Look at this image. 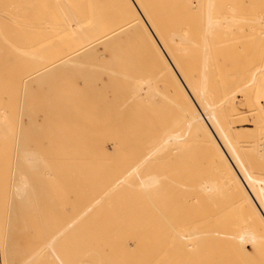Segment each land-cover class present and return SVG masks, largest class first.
Masks as SVG:
<instances>
[{"label": "bare ground", "instance_id": "obj_1", "mask_svg": "<svg viewBox=\"0 0 264 264\" xmlns=\"http://www.w3.org/2000/svg\"><path fill=\"white\" fill-rule=\"evenodd\" d=\"M237 1L239 2V0ZM241 1L243 2V0H240V2ZM233 2H235V0ZM233 2L230 3L234 5V7L230 6V3L227 4L228 0H0L1 125L6 124L8 121L6 123H3V121L7 120L9 118L8 116H10L6 112L7 109L5 110L4 108H8L7 105H9V107L12 106L11 108H8V112L10 113L11 111V114H13L17 107L16 104L18 103V100H20L17 97H20V95H17L14 97V99L17 97V100H15L16 102H14V108L13 104L11 105L10 103H7L6 106H4L6 97L10 92H14H12V88H14L15 80H17L16 77H18V82H16L17 85L15 84V87H18L17 92L19 91L21 94L26 87L27 89L32 88L30 92L32 93V96L27 95V97H33L36 93V90H34L35 93L32 92L33 88L37 89L35 88L36 86L39 88L41 85L43 86V84H40L39 86L36 83V79L39 77L38 73L46 67H50L54 64L50 63L51 65H49L47 62H52L51 60L54 61V58H57L58 56L59 58H55V60L62 62V64L66 63L67 65L68 63V65H71L72 63H75L77 58L81 59L87 55L89 56V53H91L93 49H97L104 45L110 41L111 38L117 39L119 37L118 39L120 40L121 36H125L134 44L137 50L136 55L139 57L137 61L140 59L139 62H142L143 66L145 64V73H143V69L141 70L142 72H140L143 76L140 75V77H138L139 74L137 77L132 75L130 79V86L133 95H138V98L140 97V99L141 97L147 96V98L144 99H147L148 103L152 101L157 103L160 101L158 103L164 104L162 109L163 114H158H162L160 117L157 116V111H153L154 109L152 107L155 105H149L152 111H150V108V110H148L151 113L145 111L148 113L145 116H139L141 112L138 114V116L142 118H146L148 115L146 119H142V121L145 120L143 125L147 127V139L145 140L144 151L142 156L138 158L120 156L118 160H116V164H114L115 162L110 161V165L113 163V166L116 165L117 167L115 168V166H112L117 170L108 168L112 169V173L113 171H116L114 175L111 174V176H113L112 179H105L109 176V174L107 176L106 173L108 172H106V169L104 168L108 164L107 161H105L107 162L106 165H104L105 162L103 164L104 166L101 165V167L105 169L104 172H106V175L103 173V176H101L100 179L91 178V181L88 179L86 182L82 179H84L86 174L88 175L91 171L87 173V170H82L81 172L84 171L86 173L83 174L80 173L79 168L77 167L78 171L75 166L74 171L76 170V174L74 175L78 176L79 174H83L84 178L81 179V182H85L82 183L86 186H88L87 184L94 185L93 188L92 186H90L91 188L89 186L88 188H82L83 184H80L81 187L78 186L79 188H62V186L59 188V185L57 186V184L64 183L66 186V184L70 183L69 181L74 180L72 178L75 176H71L70 179L69 174L72 173V171H69L68 173L66 169L65 172L61 170V172H59L56 162L53 163L57 160H53V165H51L49 163L51 162V159H49V162L41 159L46 158L44 156L50 151L48 147L45 146L43 149L45 148L46 151L47 149L49 151L46 155L44 154L43 157L39 158L37 157L41 155L39 151H37L38 154L33 150H25L24 148L23 150H20L15 142L17 149L22 151V153L24 152L22 158L21 156L17 157L18 152L16 157L19 159L21 158L22 161L28 162L27 164L30 162L34 171L31 175L19 171L18 169L6 171L9 168V164L7 163L9 157H5V155L7 156L5 152L8 150L7 148L10 146L9 144H11V149H14L15 146L10 139L11 143H8V147L5 146L7 143L4 145L5 148H3L4 146H1L4 152L0 148V206L4 203L27 206H40L51 203H77L82 205L90 204L88 206L92 208L100 201L110 204H120L122 202V196L117 195L119 188L145 189L147 191V197L143 201L140 199L136 200L135 197L130 195L132 202L134 201L135 203H132L134 204L132 205L130 201V204L134 206V211L129 217L133 219L132 223L135 224L133 228L137 232L142 231L146 234H152L161 231V228L157 225L158 223L153 221L154 219L150 213L153 209H157L160 220L165 222L163 233L174 235L176 238L186 239L188 243H182V245L196 248V252L207 245L209 247L212 246L211 248L216 254L215 264H264V159L263 161L261 160V156L264 157V149L260 150L259 148L261 144L264 146V142L260 144V138H258L256 134L255 138L253 137L249 140L244 137L245 133L259 132L258 130L263 124L259 117L256 116L259 114L258 111L260 108L258 109L257 104H253V100L252 104L248 101L249 99L251 101L253 98H250L253 96V93L250 94L251 90L254 86L258 85L260 79L264 76V60L262 57L259 58L260 53L258 57L251 56L253 59H247V57L246 59L231 58L233 51L230 53L229 50V48L232 47V43H230L231 39L229 38L230 34L233 33L232 31L242 33L244 27L250 28L248 27V25H250L249 23H251L250 17L252 16L251 20H253V17L256 15L253 13L254 16L251 15L247 17L244 12H240H242V8L247 9L248 7L244 8L245 6H239V8L238 5L240 4L236 5V2L235 4H233ZM254 3H256V0ZM260 3L257 4V6L260 5ZM255 5L256 4H254V6ZM247 6H249V4ZM261 10H264V8ZM246 11H248V9ZM259 12H257V14L261 13ZM241 14L249 19L243 18ZM262 16H264V14ZM245 19L247 20L246 24L248 25L243 22ZM261 20L262 21L258 23H262V25H259L258 23L255 25V20H253V26H263L264 19ZM246 28L245 31L247 32L248 29L246 30ZM256 28H254V30H257ZM55 29H65L64 32L60 30L62 33L59 34L62 36H64L63 33H67L69 30L74 32L73 34L75 35V37L73 36L74 38H71V32L68 33L70 35L68 40L71 38V41L73 40L74 44L69 41V43L67 42L65 45L64 42H62L63 37L59 34L54 38L59 40L62 38L61 42L57 39L54 41L52 38L53 42L61 43V46L58 44L60 46L59 49L68 45L69 49H66L65 47V51H63V49L62 51L60 50L62 52V55L60 54L61 56L66 53L63 57L59 55V49H55V47L58 48L56 43H54L57 45H55V47H53L54 45L50 46L49 44H52V41L49 40V38L51 36L53 37L56 31ZM42 31H44V33L47 32L48 36H46L47 34H43ZM51 31L53 35L50 34ZM257 31H259V29ZM39 33H42L43 35ZM248 35L246 36L248 37ZM59 36H61V38H58ZM67 36H65V38ZM236 36L238 38V36L242 37L243 35L239 33V35ZM259 39L261 40V38ZM48 40L49 42H47ZM119 40H117V42ZM122 40L123 39H121L120 42ZM45 42L47 43L44 45ZM236 42L237 41L234 43ZM114 43H112V47L118 44ZM128 44L126 45L128 46ZM237 44L238 42L234 45H242L241 43ZM115 48H118V51L120 49L119 46ZM127 48H131L132 50L133 47L128 46ZM116 49L114 51H116ZM124 49L126 50V48ZM124 49H121V52H124ZM235 49L236 47H234V50ZM55 50L56 53H53ZM127 51L129 52V50ZM240 51L243 55V51L239 50L238 52ZM111 52L113 53V51ZM251 52L252 51L250 50V53ZM256 53L258 54V51ZM53 54L56 56L53 57ZM114 55L115 54H113V56ZM131 55L133 56L132 53ZM119 56H121L120 51L116 57L118 58ZM122 56H124V54H122ZM243 56L245 57V55ZM124 57L123 59L125 61ZM131 58L132 57H130V59ZM133 58L136 57L134 56ZM85 60L86 59H84V61ZM133 61L135 60L133 59ZM23 62L27 64V68L21 64ZM54 62L56 63V61ZM124 65H122V67ZM22 66L24 69H27L25 72L21 69L24 73L21 70L19 71L20 68H23ZM138 66L140 67V63ZM115 67L116 66L114 65L113 68ZM102 70L103 67L101 72H105ZM123 70L124 69L122 68V71ZM120 71L118 70L119 74L122 73H120ZM124 71L126 72V70ZM127 72L129 73V69ZM126 73L125 76L127 78ZM11 74L13 77L16 76L14 77L15 82L10 78ZM7 76L13 82V87H9L11 90H9L10 92L8 91L9 83L7 82L9 79L6 81ZM40 78L43 80V77ZM40 78H38V80ZM53 78H48L47 81ZM42 80H40V82ZM127 80L129 82V79ZM47 81L46 78H44L43 82ZM34 84L37 85L33 87ZM128 84L126 82V85ZM28 86L30 87L28 88ZM101 87L102 84L100 85V88ZM38 91L39 90H37V92ZM17 92L15 90L14 93L16 94ZM40 93L42 94L43 91ZM24 94L22 96H24ZM42 95H44V93ZM35 96L36 99L34 97L31 98V101L34 99L33 103H37L35 101L37 99L39 101L40 98L39 94H36ZM44 96L46 97L47 95ZM42 97L40 99H42ZM45 97H43V101L46 102L45 106L49 109H47L48 112H51L53 109L58 111V108L60 109V106L63 105V103H58V105L54 104V106H58L56 110V107L53 108V104L51 105L52 102H48L52 98L48 100L49 98L46 97L48 98L47 101L45 100ZM23 98L25 99V96ZM60 98L62 100V96H60ZM128 98L130 97L128 96ZM12 99L13 96L11 100ZM66 100H68V98ZM47 102L50 103L51 106L48 105L47 107ZM136 102L138 101H135V103ZM146 102L147 101L144 100L143 104L145 103L146 105ZM247 102L251 105L248 110H246L244 105L246 104L248 108L249 105ZM25 104L29 105L30 103L28 104V102H26ZM25 104L22 107H25ZM38 105L39 107H37ZM240 105H244L245 109L243 110H246L249 114H256L255 119H253L254 116L249 115L250 119H253H251L253 122H251V120L249 122L245 121L246 119L244 120L245 112L241 110ZM33 106H35V109L37 107L40 112L41 110L39 108L45 107L44 103L40 102L37 103V105L33 104ZM49 106L52 107L51 110ZM145 107L147 108V106ZM33 108L34 107H31L29 109L33 110ZM18 109L19 108L17 107L15 113H17ZM22 109L23 111L25 110V108ZM65 109L67 110V107L65 108L64 106V109H60L61 111H59L63 112L62 110ZM55 111L52 112H54L53 115L56 120H52L56 121V126L52 125V129L57 127L59 128L56 129L58 130L57 132L59 133L60 130V132L64 134L63 132H65V128H63V131L61 130L62 128H60L61 126L58 127L57 125V123L63 125V123L58 122L60 120L57 116L60 115V118L61 115L64 114L60 118L62 122H64L65 112L59 114L58 111L56 112L58 115L55 116ZM36 112V115L38 116V111ZM52 112L49 114L51 115ZM35 113L33 115H35ZM31 114L32 113L30 112V115ZM149 114H154V116H150ZM30 115L27 116L31 118ZM12 116H10L12 122L10 119L8 120L13 124L12 126L14 130L16 128L14 126L17 125V120L15 122V118H18V113L16 114L17 117H14V114ZM20 116L23 115L20 114ZM27 116L25 115V117ZM37 116H34V119H36L35 117ZM44 117L48 118L46 114ZM95 117L92 119L97 120ZM51 118L52 117H50V119ZM32 119L33 118H31L30 123H35L37 121ZM43 119L41 122H43ZM247 119L249 120V117ZM132 120H135V118ZM138 120L135 121L139 122L137 127L140 126L141 118L139 121ZM48 121L50 123L51 120ZM27 122L28 121H26V123ZM30 123H28L29 126ZM49 123L48 125L51 127L52 123ZM144 123H146V125ZM21 124L23 123L21 122ZM130 124H132V121ZM248 125L252 126V130L254 131H249L244 128ZM12 126L9 127L11 128ZM25 126L21 128H24ZM29 126L27 125L26 127ZM44 126L40 128V130H42ZM37 127H40V125ZM29 128H31V126ZM45 128L47 129V127ZM31 129H29V131H34V129ZM15 130L14 133L18 131ZM53 130L52 132L56 133L55 128ZM23 131L24 129H22V132ZM29 131H27V133H29ZM44 131L45 129L42 134L45 133ZM2 132L3 131L0 129V138L3 135ZM31 132L28 135H25L27 137L26 139L31 137ZM37 133L38 136L41 134L40 132ZM260 133L262 132L260 131ZM23 134L24 133H22V135ZM46 134L47 133H45V135ZM57 134L52 133L51 135L57 136ZM5 135H7V133ZM33 135L35 136L36 134ZM49 135L48 137H51ZM20 136L21 135L19 134V139L14 134V137L19 140H21L22 137ZM56 136H53L54 138H52V140L55 139ZM63 136L64 135H62V138L66 139L67 135ZM48 137L44 139L50 140ZM35 138L36 137H34V140ZM44 139L42 140L38 138L37 141L40 140L44 142ZM56 139H58V137ZM59 140L60 138L53 142L56 143ZM42 142L41 144L43 145L44 143ZM68 142L69 141L66 142V146L68 145ZM4 143L5 142H3V144ZM38 143L34 145V148H36ZM60 143L64 146L62 140ZM1 144L2 143L0 142V145ZM51 144L52 142H50V145ZM38 146H40V144ZM57 146L60 147L59 144ZM30 147L33 146L31 145ZM41 147L42 146L39 148ZM61 149H63V147ZM35 150L39 149L37 148ZM11 151L13 152V150ZM43 151L42 153L45 152ZM66 151L68 152V150ZM3 153H5V155H3ZM9 153L11 154V152H8V156ZM51 155L49 157L54 156ZM16 157L15 159H17ZM64 157H66V155ZM13 158L11 160L16 162ZM68 158L70 157L68 156ZM3 159H6L7 161L5 162ZM102 159L103 158H101V160ZM101 160L98 161L100 164ZM81 161L82 160L79 162ZM130 161H133V163H130ZM10 163L12 164V162ZM65 165L68 166V164ZM79 165L80 164L78 163V166ZM81 165L82 166L80 167L83 169L82 162ZM25 167H27V165L24 166V168ZM52 167H55V172L53 171L54 169L52 170ZM41 169L45 170L41 171ZM27 171L29 170L27 169ZM66 172L68 173L67 177L70 179L69 181L64 178L66 177L64 174ZM93 172L96 173V171ZM93 172L91 173L93 174ZM83 175L80 177H83ZM90 176L93 175H88V177ZM96 176H98V174ZM85 179H87V176ZM78 181L80 180L78 179L77 182ZM74 182L75 180L73 183ZM54 184H56L57 188H53L55 187ZM124 217L127 218L128 215ZM126 222L130 223L129 221ZM2 236L3 230L0 225V264H3L1 255Z\"/></svg>", "mask_w": 264, "mask_h": 264}, {"label": "rangeland", "instance_id": "obj_2", "mask_svg": "<svg viewBox=\"0 0 264 264\" xmlns=\"http://www.w3.org/2000/svg\"><path fill=\"white\" fill-rule=\"evenodd\" d=\"M229 1L233 2L234 0H232V1L228 0L227 4L230 3ZM236 1L237 0H235V2ZM254 1L255 0H250V1L246 0V2H245V0H243V2L242 1L240 2V0H239L240 3L237 1L236 5L240 4V5H238V7L239 6H245L244 8L248 7L247 8L248 11H246L247 9H243L241 7L242 12H240V13L244 12L247 17L253 15V13H254V15L256 14L257 18L255 15V17H253V20H255V23H256L255 25H257L258 22L260 23V21H262L261 19H264V16H262L264 14V10H261L262 8H264L263 7L264 0H263V2H262V0H256V3H254ZM260 1H261V3H260ZM235 2H233V4H235ZM250 2H252V3H250ZM253 3L256 5L254 6ZM259 3H260V5H258L259 6L258 7L257 4H259ZM248 4H249V6H247ZM252 5L254 8L252 7ZM230 6L234 7V5H232L231 3H230ZM260 6H262V7H260ZM259 8H260V10H259ZM255 9H256V11H255ZM259 11L262 13V15ZM246 12H247V14H246ZM257 12H259L260 14H257ZM241 15L243 16V14H241ZM258 15H261V16H258ZM247 17L243 16V18H247ZM250 18L252 19V16ZM247 19H249V18H247ZM251 19H250L251 23H249V21H248V23L250 25L246 24V22H247L246 19L243 21L246 25H248V27H250V28L244 27L243 32L245 31V28H246V30L248 29L247 32L245 31L244 33L243 32L241 33V32L236 31L237 32V34H236L235 31H232L233 33H231L229 36V38L231 39L230 43H232L231 44L232 47H230L229 50H230V53H232V51H233V54L231 55L232 56L231 58H233V59L234 58L246 59V57H247V59H249V58L253 59L251 56L258 57V55L260 53L259 58L262 57V59L264 60V50H263L264 49V28H263L264 23H263V26H260L261 28L259 27V25H262V23L261 24L258 23L259 24L258 26H253L254 25V24H252L253 20H251ZM257 19L258 20L260 19V20L258 21ZM263 22H264V20H263ZM256 27H258V28H256ZM254 28H256L257 30L259 29L260 32L257 30H254ZM58 30L60 31L61 29H57L55 31L56 34L54 33V35L52 34V31H51L50 34H52L53 37L50 35L51 37L49 38V40L52 41V44L49 43L50 46L54 45L53 47H55L56 44L57 45L61 44L60 42L62 39L61 38L62 35L59 33L64 32L65 29H62L61 30L62 32L61 31L59 32ZM251 30L253 31V33ZM42 32L45 35L47 34V32H45V33H44V31H42ZM48 32H50V31H48ZM70 32L71 31L69 30L67 33L66 32L63 33L64 36H62V37H63L64 41L62 40V42H64V44L65 43L67 44V42L69 43V41H71V38L75 37V35L73 34L74 32H71V33ZM68 33L72 34V36H70ZM239 33L243 35L242 37L238 36V38H240V39H238L236 36V35H239ZM39 34H42V33H39ZM57 34L61 35L58 37V38H61L60 40L56 38L57 40L60 41V42L57 41L58 43L53 42V39H54V41L56 40L54 37H57L58 36ZM82 35H85V34H82ZM246 35H248V37ZM46 36H48V34ZM65 36H67V37L65 38ZM69 36L71 37L70 40H68ZM121 37H120V40L123 39L121 42L118 39L119 37L117 39L111 38L110 41H108L104 45L98 47L97 49H93L91 51V53H89L90 54L89 56L87 55L81 59L77 58L76 59L77 61L75 60V63L71 62L72 63L71 65H68V63L66 65V63L62 64V62H58V60H55L56 55L53 54L54 55L53 57H55L54 61H56V63L53 60H51L52 62H47V63H49V65H51L53 63L54 64L51 65L50 67L49 66L46 67L44 70H42L41 72L38 73L39 77H37L36 83L39 86H40V84H43V86L41 85V87L39 88L38 86H36L37 84H34L33 87L36 86L35 88H37V89L33 88L32 92L35 93L34 90H36V93L34 94V96L36 94L37 95L39 94L40 98L42 96L45 97L44 95H47L46 97H48L49 99L45 97L46 98L45 100H47V99L50 100L52 98L50 101H48V100L47 101L50 103L52 102L51 105L53 104V106H54V104L58 105V103H63L65 108L67 107V110L66 109L62 110L63 112H65V117H64L65 121L63 120L64 122H62V120L60 118L64 114H62L63 112H60L61 111L60 109H64V106L59 104L61 106H60V109L58 108V111L60 110L59 114H62L61 117L59 118L60 115L57 116L58 114L56 113L58 111H55V109L51 110L52 107H50L51 106L50 103L47 102L48 103L47 107H48V105H50L49 108H50L51 112L55 111V116H57L58 119L60 120L58 122L63 123V125H61V124L59 125L57 123L58 127L61 126L60 127V128H62L61 130H63V128H65L64 129L65 132H63L64 134H62L60 132V130H59V133H61L64 136L67 135L66 139H68V140H66L65 138H62V135L57 132L58 130H56V129H59V128L54 127L56 130V133L52 132V130L54 129V128L52 129V125L54 126L56 124V121H55L56 119L53 115L54 112H52L51 115L49 114L51 112L50 111L48 112L49 109L46 108V106H45L46 102L43 101L44 100L43 97H42V99H40L38 97L39 101H38V99L35 101L37 103H39V102L44 103L45 107L39 108L41 110V112L37 109V107H39V105L36 107L37 110L35 109V106H33V104L37 105V103H33L34 99L31 101V98H33L34 96L33 97H27V95L32 96V93H30L32 88H29L32 85L28 86L29 89H27V87L25 88L26 90L23 89V92L20 94L19 91L17 92L18 87L17 88L15 87L17 85L16 82H18V77L14 76L17 78V80H15L16 81L15 82L14 81L15 78L11 74L10 78H12L13 81L15 82L16 85L14 84V88H15L16 92L18 93V94L17 93L15 94L14 93L15 90H14V88H12L13 82H12V80L9 79V77H8L9 75L7 76L6 81L9 79L7 81L9 83V85L7 83L8 91L10 90L9 87H11L12 92L14 91L13 93L15 95L13 93H11L10 92L11 90H10L9 95L6 97V101L4 102V104H5L4 106H6L7 103L8 104L10 103L11 105L13 104V108H14V104H15L14 102H16L15 100H17V97L20 99V100H18V103L16 104L19 109L17 111L18 118H15V122L17 120V123H16L17 125L14 126V127H16L15 129L18 130L20 133L18 131H16L15 129L14 130L18 134L14 133L13 126H12L13 124H11L12 119H10V116H12L13 114H14V117L16 116L17 113H15V111L17 110V107L15 108L16 110L14 109L15 110L14 113L12 110L13 114H11V111H10V113L8 112V108H11L12 106L9 107V105H7L8 108H4V109L5 110L7 109L6 112L10 115V116H8L9 117L8 119H10L11 122L7 119V120L3 121V123H6L8 121L9 123L8 122L7 123L11 124V125H8L7 123L3 124V125L0 124V129H1V131H3L2 132L3 135L0 138V142L2 143L0 145V148L3 150V148H5V146L8 147L10 145L7 149L9 150V148H10L9 151L11 152V154L9 153V156H8V152H9L8 150H7L8 151L7 152L5 149V151H6L5 153L7 154V156L5 155V153H3V155H5L6 158L9 157L8 162H7L9 164V166H8L9 168L6 171L18 169L19 171H22V172H25L26 174L28 173L29 175H31L34 170L31 167L30 162H29V164H27L28 162L22 161L21 158H22V156H24L23 155L24 152L22 153V151H20V150H23V148H24L25 150L26 149L27 150H33L36 153H38L37 151H39V153L42 155V156L41 155L37 156L39 158L43 157L44 154L46 155V153H48V151L50 150L49 153L47 154L48 156L46 155V156H44L46 158H41V159H43L44 161H48V162H49V159H51L50 160L51 162H49L51 165H53V163L56 162V164L58 166L57 168L59 170L57 168L56 169L59 172H61V171L65 172V169H66V171H68V173H69V171L70 172L72 171V173L69 174L70 179H71V176L73 177V176H75L74 174H76L75 173L76 170L74 171L75 166H76V169L78 170V168H79L80 171L79 170L78 171L80 173H83V174L85 172L84 171L81 172L82 170H87L86 171L87 173L89 171H91V172L96 171V173L93 172V174H92L91 172H89V174H88V175H93V176H96L98 174V176H96V177H93V176L88 177V175L86 173L85 174L87 176V179H85L86 176L84 178L83 174H81V175L79 174L80 176L83 175V177H80L79 175H78L79 177L75 176L74 178H72L75 180L74 183H73L74 180L69 181L70 179L67 177L68 173L66 172V173H64L66 176L64 178L66 180L68 179V181L71 183L72 186L70 185V183L66 184V186L64 183L63 184L62 183L57 184V186L59 185L58 186L59 188H61V186H62V188L63 187H65V188H72V187L73 188H75V187L79 188V187H81L80 184L85 183L86 180H88V179H89V181H91V178L92 179H95V178L100 179L101 176H103V173H104V175L107 174V176H108V174H109V176H110V177L109 176L106 177L105 179H107V178L112 179L113 176H111V174L114 175L116 173V171H113V173H112V169H108V168H113L114 166H115V168H117V167H116V165L113 166V163L110 165V161L115 162L114 164H116V160H118V158L120 156L131 157V158H134V157L138 158V157L142 156V153H143L144 148H145V140L147 139L146 138V136H147L146 128L147 127L143 125V122L145 120L142 121V119H144L145 117L142 118L139 116L140 115L145 116L146 114H148L145 111H149L151 109V107L149 105H151V106L155 105L154 107H152L154 109L153 111H155V112L157 111V116L160 117L163 114L162 109L164 107V104L158 103L160 101H158L157 103H154L152 101L153 103L149 102L150 103L149 104L148 100L144 99V98H147V96L141 97V99H140V97L138 98V95H136V94L133 95V93L131 91V86H130V84H131L130 79H131L132 75L137 77L139 74L138 77H140V75L142 74V73H140V72H142L141 71L142 69L144 71L143 73H145V64L143 63L144 64V66H143L142 62H139L140 59L137 61V59L139 57H138V55H136L137 50H136L134 44L130 40H128L125 36L124 37L121 36ZM232 37H234V38H232ZM259 38H261V40ZM112 39H113V41H112ZM49 40L47 42H49ZM117 40H119V41L117 42ZM239 40H241V41H239ZM114 41H115V43H114ZM235 41H237L238 44L241 43L242 45L235 46L237 43V42L234 43ZM47 42H45L44 45ZM71 42H73V40ZM119 42H120V45H119ZM242 42H244V43H242ZM54 43H56V44H54ZM112 43H114V44L118 43V44L114 45L112 47ZM72 44H74V42ZM126 44H128V46H130V47L132 46L134 48V50H133V48H132V50H131V48L130 49L127 48L128 46ZM59 45H58V48L55 47L56 50H58L59 47L61 46V45L60 46ZM117 46H119V48H120L119 51L121 53V56H122V54H124L125 57L124 56H122V57L119 56L118 58L116 57V56H118V53H119L118 48L117 49L115 48ZM125 46H127V47H125ZM258 46H259V49H258ZM65 47H66V49H69L68 45ZM123 47L126 48V50ZM234 47H236L235 50H234ZM254 47H255V49H254ZM64 48L61 47V49L58 50L59 55L60 54L62 55V52H61L62 49H63V51H65ZM114 48L116 49V51H114L115 50ZM121 49H124V52H121L122 51ZM56 50L53 53H56ZM109 50H110V52H109ZM127 50H129V52ZM236 50H238V51L242 50L243 55H245V57L242 55L241 51L238 52ZM245 50H246V52H245ZM250 50L252 52L258 51V54L256 52H253V53L251 52L252 53L251 54ZM111 51H113V53ZM128 53H129V55H128ZM131 53L133 54V56L131 55ZM254 53H256V54H254ZM65 54L66 53H64V55ZM113 54H115V55L113 56ZM246 54H247V56H246ZM63 56H61V57H63ZM134 56L136 58H133ZM115 57H116V59H115ZM120 57H121V59H120ZM123 57L125 58V61H124ZM130 57H132L135 61H133L132 58L130 59ZM57 58H59V57L57 56ZM84 59H86V60L84 61ZM129 60H130V62H129ZM139 63H140V67L138 66ZM21 64H23L27 68L26 63L23 62ZM114 65L116 66L115 68H113ZM122 65H124V66L122 67ZM40 66H39V68H40ZM62 66H65V67H62ZM82 66H83V68H82ZM102 67H103L102 71H105V72H101ZM121 67L124 70H126V72L129 69V73L128 72L126 73L124 70L122 71ZM21 69L24 70V72H25V70H27V69H24V67H23V68H20L19 71ZM104 69H107V70H104ZM112 70H114V71H112ZM118 70L119 71L121 70L120 73L121 72L122 73L119 74ZM52 71H53V73H52ZM42 72H43V74H42ZM125 73L127 74V78L125 76ZM19 74H20V72H19ZM50 76L52 78L55 77L56 79L53 78V79H51V80L49 79L47 81L48 78H51ZM141 76H143V75H141ZM40 77H43V80H44V78H46L47 82H43L42 78H40ZM128 77H130V78H128ZM38 78H40V79L38 80ZM127 79H129V82ZM40 80H42L41 82H43V83H41ZM126 82H127V84L128 83L129 84L126 85ZM101 84H102V87L100 88ZM10 85H12V86H10ZM103 87H104V89H103ZM41 88H42V90H41ZM37 90H39V91L37 92ZM123 90H124V92H123ZM252 90H253V92H252ZM252 90H251L250 94L253 93L252 94L253 96H251L250 98H252V97L253 98L251 99V101L249 99L248 102H251V104L254 102L253 104L258 105L257 106L258 109L260 108L258 111L259 114L258 115L255 114V115L259 117V119L261 120V122L263 124L261 125L260 129L258 130L259 132L256 131L253 133L252 132L247 133L249 136L245 133L244 137H245V139L249 140V139H252L253 137L255 138V134H256L258 136V138H260L259 140H260V144H261L264 142V76L260 79V82L258 83V85L254 86V88ZM8 91H7V93H8ZM24 91H25V94H24ZM42 91H43L44 95H42L43 93L42 94L40 93ZM46 91L49 93H47ZM23 94L25 96V99L23 98L24 96H22ZM59 94H61V95H59ZM119 94L120 95L123 94V95L120 96ZM131 94H132V96H131ZM10 95L13 96L12 100H11L12 96H10ZM17 95H20V97ZM56 95H58V96H56ZM15 96H17L16 99H14ZM60 96H62V100H61ZM128 96L130 98H128ZM133 96H134V100H133ZM67 98H68V100H66ZM136 98H138L139 100L138 99L135 100ZM28 100L31 102H29ZM122 100H123V102H122ZM144 100L147 101L146 105H145V103L143 104ZM252 100H253V102H252ZM22 101H24V102H22ZM135 101H138V102L135 103ZM26 102H28V104L29 103L30 104L27 105V104H25ZM248 102H247V104L249 105ZM133 103L135 104V106ZM24 104H25V107H22V106H24ZM127 104H128V106H127ZM139 104H141V105H139ZM41 105H43V104H41ZM41 105H40V107H41ZM56 105L53 108L56 107V110H57L58 106H56ZM244 105L246 107V110H248L251 106V105H249V107L247 108V105L246 104H244ZM244 105H240L241 110L243 112H245L244 113V115H245L244 120L246 119L245 121L249 122L252 119V118L250 119V116H254L253 119H255L256 118L255 115H251L246 110H243V109H245ZM26 106H28V107H26ZM123 106H125V107H123ZM145 106H147V108ZM31 107H34L33 110L29 109ZM22 108H25V110L23 111ZM42 109H43V112H42ZM29 111L32 113L31 115H30ZM34 111L35 112L38 111V116L36 115L37 112L35 113ZM150 111H152V109ZM150 111H149V113H151ZM6 112H4V113H6ZM34 113H35V115H33ZM47 113H48V115H47ZM142 113H144V114H142ZM160 113H162V114L158 115ZM20 114L23 116H20ZM45 114H46V116H48V118L44 117ZM138 114H139V116H138ZM25 115L26 116L30 115V117L33 119H34V116H37V117H35L36 119H34L37 121L35 123H30L31 118H29L28 116L25 117ZM151 115L154 116V114H151ZM20 117L22 120L20 119ZM50 117H52V118L50 119ZM94 117L97 118V120L96 119L93 120ZM147 117H148V115L146 116V118ZM246 117L247 118L249 117V120ZM5 118H7V117H5ZM23 118H24V120H23ZM134 118H135V120H132ZM140 118H141V120H140ZM19 119H20V121H19ZM42 119H43V122H41ZM52 119H55V120H52ZM138 119L141 121L140 122L141 127L140 126L137 127V124H139V122H135ZM48 120L53 121V122L50 121V123H52L51 127H50V125H48V123H49ZM128 120L130 122L132 121V124H130V122ZM252 120H251V122H253ZM26 121H28V122L26 123ZM47 121H48V123H47ZM124 121H125V123H124ZM21 122L23 124H21ZM28 123H30L31 128L33 127L32 129H34V131L31 128H29L30 126ZM44 123H46V124H44ZM126 123H129V124H126ZM146 123H147V121H146ZM146 123H144V124L146 125ZM18 124H20V125H18ZM22 125L23 126L28 125L29 127L25 126L26 128L25 127L21 128V127H23ZM36 125L37 126L40 125V127H37ZM126 125H128V126H126ZM9 126H12V127L10 128ZM43 126H44V128L42 130H40V128H42ZM45 127H47V129ZM27 128L31 129L32 132L29 131V129H27ZM49 128H51V129H49ZM244 128L246 130L248 129L249 131H254V130H252L253 127L250 125H248L247 127H244ZM22 129H24L23 132H22ZM44 129H45L44 132L47 133L46 135H45V133L42 134ZM35 130H36V132H35ZM27 131H29V133L31 132V134H30L31 137H29L28 139H26L27 137L25 136V135L29 134V133H27ZM260 131L262 133H260ZM37 132H40L41 134L40 133L39 134L42 135L43 138L40 135H39L40 136L39 137ZM6 133H7V135H5ZM8 133L9 134L11 133L10 135L12 137ZM22 133H24V134L22 135ZM49 133H50V135H49ZM52 133L53 134L58 133L57 136L53 135V136H56V138L58 137V139L60 138V140L57 141L56 143L53 141L54 140L56 141L58 139L55 138L52 140V138H54L51 135ZM14 134L17 137L20 134L22 136V137L20 136L21 140L22 139L23 140L21 141V140H19L20 139L19 137H18L19 139L14 137ZM33 134H36V135L34 136ZM48 135L51 137H48ZM37 136L39 139H42V140L44 138L46 139V137H48L52 141L45 140V139H44V142H42L40 140L37 141V139H38ZM34 137H36L35 140H34ZM24 138H25V140H24ZM30 138H31L32 142L30 141ZM10 139L12 141V144H15L14 149H11V144L8 145V143H11ZM15 140H18V141H15ZM61 140H62V144H64V146L61 145V143H60ZM20 141L24 142V143H21ZM28 141L31 143H29ZM35 141H37V142H35ZM67 141H69V142H68V145L66 146ZM3 142H5V143L3 144ZM15 142L17 143V146L20 150L17 149ZM41 142L44 144L42 145ZM50 142H52V144L53 143L54 144L53 145L51 144L52 145L51 146ZM6 143H7V145H5ZM37 143H38V145L40 144V146H42L41 147L42 149L39 148L40 146H38V145H37L38 147L36 146V148H34V145H36ZM45 143H49V144H45ZM20 144H21V146H20ZM55 144H56V146L59 144L60 147L57 146V148L59 147L57 149ZM25 145H26V147H25ZM29 145L30 146L32 145L33 147H30ZM1 146H4V147L2 148ZM44 146L48 147L49 150L47 149V151H46L45 148L43 149ZM62 147H63L64 151H63V149H61ZM263 147L264 146L261 144L259 146L260 150H263L264 149ZM37 148L39 150H35ZM59 149H61L62 151ZM11 150H13V152ZM66 150H68V152ZM42 151L44 153H42ZM3 152H4V150H3ZM17 152H18V156H17ZM19 152H20V154H19ZM50 152L52 153V155ZM67 153H68V155H67ZM49 154L51 156H53V155L54 156L49 157L50 156ZM12 155L14 156V158ZM63 155L64 156L66 155L67 158L64 157ZM16 156L17 157L21 156V158L19 159ZM68 156L70 158H68ZM11 157L14 160H16V162L15 161L13 162L11 160L12 159ZM15 157L17 159H15ZM54 157H56V158H54ZM110 157H111V159H110ZM113 157H115V158H113ZM101 158H103V159L101 160ZM261 158H262L261 160L263 161L264 157L261 156ZM65 159H66V162H65ZM53 160H57V161L53 162ZM73 160H74V162H73ZM80 160H82L81 162L83 163V169H82V167H80V166H82L81 162H79ZM100 160H101V164H100V162H98ZM4 161L6 162L7 160L5 159ZM85 161H87V162H85ZM105 161H107L108 164ZM10 162H12V164ZM63 162L65 164H68L69 167L67 165H65ZM104 162H105V164H104ZM69 163H70V165L72 163L71 167H70ZM78 163L80 164L79 166H78ZM130 163H133V161H130ZM103 164L104 165L107 164L104 168L106 169V172H108V173L104 172L105 169H103L101 167V165L104 166ZM10 165H11V167H10ZM26 165H27V167H25L26 168L25 169L24 166H26ZM28 165L30 166V168ZM96 165H98L99 167ZM61 167H63V168H61ZM89 168H91V169H89ZM27 169L29 171H27ZM30 169H31V171H30ZM44 170L45 169H43V170L41 169V171H44ZM52 170L55 172L56 171L55 167L54 168L52 167ZM114 170H117V169H114ZM99 174H101V175H99ZM77 177L80 180L78 182H77V180H78ZM82 178H84V179H82ZM81 179L84 180L85 182L82 181L83 182L82 183ZM54 185H55V187H53V188H57L56 184H54ZM87 185L89 187L92 186V188L94 187V185H91V184H87ZM82 186H83L82 188H88V186H86L84 184ZM84 186H86V187H84ZM117 195L122 196L121 197L122 202L120 204L119 203L110 204V203H105L103 201H100L92 208L88 206L90 204H83L82 205V204H77V203H69V204L68 203H51L48 205H40V206H29V205L27 206V205L6 204V203L2 204L0 206V216H1V219H0L1 224L0 225H1L2 230H3L2 242H1V255H2L3 264H215L216 254H215V251L212 250V248H211L212 246L209 247L207 245V246L199 249V251L196 252V248H193L191 246L182 245V243H188V241L186 239L176 238L174 235H168L166 233H163V230L165 227V222L160 220L159 212L157 211V209H153V211H151L150 213L154 219L153 221L155 223H158L157 225L159 226V228H161L160 232H156V233H152V234H146V233H143L142 231L137 232L133 228V226H135V224L132 223L133 219L130 218L129 216L134 211V206H132L134 204H132V203H135V202L134 201L132 202L130 195L132 197H135L136 200L140 199L143 201L147 197V191L145 189L138 190L136 188H119ZM130 201H131L132 205L130 204ZM126 215H128L127 218L124 217ZM126 221H129L130 223H128Z\"/></svg>", "mask_w": 264, "mask_h": 264}]
</instances>
